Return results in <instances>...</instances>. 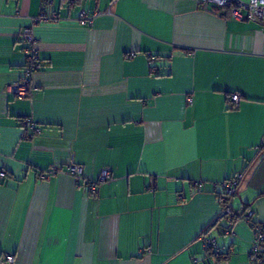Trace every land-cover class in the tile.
I'll return each mask as SVG.
<instances>
[{
    "label": "crops",
    "instance_id": "obj_1",
    "mask_svg": "<svg viewBox=\"0 0 264 264\" xmlns=\"http://www.w3.org/2000/svg\"><path fill=\"white\" fill-rule=\"evenodd\" d=\"M263 144L264 22L198 0H0V264H255L220 184L244 172L232 206L264 224Z\"/></svg>",
    "mask_w": 264,
    "mask_h": 264
},
{
    "label": "built area",
    "instance_id": "obj_2",
    "mask_svg": "<svg viewBox=\"0 0 264 264\" xmlns=\"http://www.w3.org/2000/svg\"><path fill=\"white\" fill-rule=\"evenodd\" d=\"M75 0H70V3H74ZM201 4H211L216 6L220 10L227 12L229 18L233 20H249L254 22H264V0H198ZM97 13H89L85 10H81L78 20L83 26H90L93 23ZM52 17L45 11L41 12L33 18V24L23 29V36L30 43L28 49V57L25 65L23 66V84L17 82L11 85V90L19 96L26 95L30 88L31 75L41 68V59L38 53V49L35 45V36L33 33V26L38 22L48 21ZM241 100L239 93H233L231 95V101L233 104H239ZM26 127L30 128L33 134L40 132V128L37 124L28 119L25 122ZM264 147V144H263ZM69 172L75 177L77 182L87 184L91 195H97L98 182L86 179L84 176V166L82 164L70 163ZM4 172H1V176ZM244 172L236 174L234 177L229 178L222 182L220 185L223 188L221 196V210L220 217H226L231 222L237 219H244L250 222L253 226L254 237L251 251V259L255 264H264V224L253 220L254 212L252 210L236 211L232 206V199L238 194L241 183L244 179ZM110 178V172L108 169L102 170L99 182L107 181ZM197 184L202 186V182L198 181ZM207 248V255L216 256L218 249L216 248V242L212 238L205 240ZM6 261L12 263L15 259L14 254H7Z\"/></svg>",
    "mask_w": 264,
    "mask_h": 264
},
{
    "label": "trees",
    "instance_id": "obj_3",
    "mask_svg": "<svg viewBox=\"0 0 264 264\" xmlns=\"http://www.w3.org/2000/svg\"><path fill=\"white\" fill-rule=\"evenodd\" d=\"M214 9L217 11V12H224V13H227L226 11L224 10H220L219 8H217L216 6H214Z\"/></svg>",
    "mask_w": 264,
    "mask_h": 264
},
{
    "label": "rangeland",
    "instance_id": "obj_4",
    "mask_svg": "<svg viewBox=\"0 0 264 264\" xmlns=\"http://www.w3.org/2000/svg\"><path fill=\"white\" fill-rule=\"evenodd\" d=\"M238 199V198H237Z\"/></svg>",
    "mask_w": 264,
    "mask_h": 264
}]
</instances>
